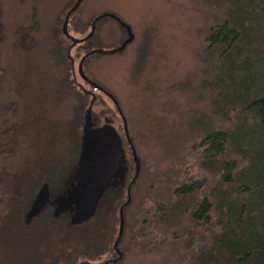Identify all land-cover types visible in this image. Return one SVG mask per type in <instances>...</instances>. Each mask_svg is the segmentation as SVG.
I'll list each match as a JSON object with an SVG mask.
<instances>
[{"label":"trees","instance_id":"trees-1","mask_svg":"<svg viewBox=\"0 0 264 264\" xmlns=\"http://www.w3.org/2000/svg\"><path fill=\"white\" fill-rule=\"evenodd\" d=\"M87 1L71 9L76 0H65L46 35L34 8L31 21L13 30L15 66L0 45V264H128L140 244L145 257L164 250L159 264H264V0H205L216 12L198 47L204 75L194 90L183 85L197 95L178 102L169 122L160 111L153 137L134 128V110L89 69L131 42L132 24L107 8L86 14ZM107 21L106 33L125 31L120 43L105 41ZM76 43L84 50L78 65ZM205 94L206 108L198 101ZM137 98L148 117L150 96ZM94 111L101 120L93 121ZM106 116L123 139L118 168L95 213L77 220L63 199L74 188L86 123ZM185 142L194 161L184 157ZM69 176L71 190L54 210L45 203L30 214L45 182L49 199Z\"/></svg>","mask_w":264,"mask_h":264},{"label":"rangeland","instance_id":"rangeland-1","mask_svg":"<svg viewBox=\"0 0 264 264\" xmlns=\"http://www.w3.org/2000/svg\"><path fill=\"white\" fill-rule=\"evenodd\" d=\"M2 1L6 37L5 40L0 41V45L4 48L5 55L12 54L10 60L7 56L6 59L13 67L19 58L11 48L13 30L16 25L30 22L31 14L36 8L39 20L42 22L39 35H46V30L52 25V18L65 0ZM205 4V0H88L86 2V14L103 8L118 11L123 19L131 22L135 31L134 38L123 49L108 56L109 58L106 57V60L104 58L105 62L104 60L98 64L91 62L89 69L91 74L95 73L103 80L102 82L117 93L124 108L130 107L134 110L138 121L135 119L136 122L134 121L133 125L142 135L144 132L150 137L157 135L155 132L153 134V126L160 127L159 118L156 120L160 111H163L161 115L165 116L163 122L166 123L174 117V111H177L174 106L180 107L182 104L191 103L192 99L195 100L197 94L193 91L187 92L183 85L186 82L194 90L197 88L199 78L204 75L203 60L199 59L198 47L201 48L204 44L208 26L214 20L216 12L215 9H210L212 6L207 8ZM109 21L103 25L101 33L104 31L105 41L112 40L120 43L126 33L124 30L121 31V28L114 33H106ZM112 23L120 27L116 21L112 20ZM75 33L83 35L86 31ZM71 52L74 53L77 64L84 50L76 43ZM98 68H101V72ZM77 79L84 82L91 90L94 89L78 72ZM143 88H145L144 93H141ZM97 92L106 98V102L102 103L104 108L112 110L110 98L98 88ZM153 92H157V97L153 96ZM137 95L150 96L148 99L151 100V104L147 108L152 109L153 112L147 113L146 118V113L141 112L143 108L141 97L138 99ZM158 97L160 103L155 100ZM207 98L208 95L205 94L198 99L199 105L204 106ZM172 101L173 104H171ZM178 102L181 104L179 105ZM169 112L171 117H168ZM93 114V121L102 119V114L98 111H94ZM150 117H153V120ZM142 145L144 147H141L142 149L148 148L145 142ZM184 145L182 150L184 157L186 158L189 154L188 161L189 159V162L194 161L190 156L187 142ZM71 177H67L63 185L56 183L52 187V195L44 209L53 208L54 210V201L58 200L59 196L61 198L69 193L71 184L68 185V182ZM157 249L154 248V250ZM144 250V244L134 247L132 252L136 254L135 260L131 259L128 264H157L160 259L166 261L167 256L164 250L161 254L157 253L156 256L150 257L143 256ZM159 256L160 259H158ZM171 260L174 261L176 258L172 257Z\"/></svg>","mask_w":264,"mask_h":264},{"label":"water","instance_id":"water-1","mask_svg":"<svg viewBox=\"0 0 264 264\" xmlns=\"http://www.w3.org/2000/svg\"><path fill=\"white\" fill-rule=\"evenodd\" d=\"M79 1L76 0L71 9ZM70 10L64 20L65 29ZM123 22L126 23V21ZM127 26L131 29L129 23H127ZM132 36L133 32L119 47L124 46ZM85 129L88 133L84 135L82 140L74 188L63 199L64 205L74 204L76 209L75 219L77 220H85L95 213L102 194L110 184L118 168L123 142L119 129L109 116H106V120L97 125H92L88 121ZM49 192V184L45 182L33 202L30 214L37 213L44 206L48 200Z\"/></svg>","mask_w":264,"mask_h":264}]
</instances>
